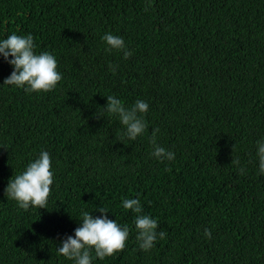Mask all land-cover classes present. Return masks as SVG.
<instances>
[{
  "label": "trees",
  "instance_id": "trees-1",
  "mask_svg": "<svg viewBox=\"0 0 264 264\" xmlns=\"http://www.w3.org/2000/svg\"><path fill=\"white\" fill-rule=\"evenodd\" d=\"M13 33L54 55L62 79L40 93L2 85L0 56V264H74L57 248L99 208L130 233L92 264H264V0H0V40ZM106 33L133 55L106 52ZM109 95L148 103L135 141L103 108ZM155 128L174 160L151 155ZM41 151L47 209L24 211L4 190ZM136 198L166 232L147 252L122 206Z\"/></svg>",
  "mask_w": 264,
  "mask_h": 264
},
{
  "label": "clouds",
  "instance_id": "clouds-1",
  "mask_svg": "<svg viewBox=\"0 0 264 264\" xmlns=\"http://www.w3.org/2000/svg\"><path fill=\"white\" fill-rule=\"evenodd\" d=\"M145 10L147 11V8ZM101 39L106 45V52L113 50L121 52L125 60L133 55V52L126 48L122 37L106 33ZM35 47L31 34L21 36L13 33L0 40V56L12 67L11 74L4 79L2 85L21 88L25 93L49 92L55 89L62 79V74L57 71L56 57L49 52L37 54L34 51ZM116 68L117 65H109L113 73ZM106 100L107 103L103 108L109 115L118 116L120 124L125 129L123 136L130 141H135L145 132L147 124L143 117L149 109L147 102L137 100L131 108H126L121 100L113 95L107 96ZM158 132V128L153 129L149 138L153 147L151 155L161 162L174 160L175 153L166 151L164 147L157 144ZM256 143V154L259 160L258 175H264V140ZM231 162L239 164V160ZM51 168L49 153L41 151L38 158L29 162L22 173L9 179L4 195L24 211L30 208L47 209L54 179ZM239 171L243 175L245 170L241 168ZM122 206L125 211L131 210L136 214L133 224L140 250L147 252L155 246L158 238L162 240L166 237L165 231H157L159 228L157 219L143 214L139 198L124 199ZM97 211L101 213V216L94 218L91 213L81 210L80 226L74 229L73 235L61 241L57 248L59 256L74 261V264H92L93 252L95 257L104 260L124 250L129 238V226H121L115 220L108 219L104 215L108 213L107 209L99 208ZM204 236L211 239V230L206 228Z\"/></svg>",
  "mask_w": 264,
  "mask_h": 264
},
{
  "label": "bare ground",
  "instance_id": "bare-ground-1",
  "mask_svg": "<svg viewBox=\"0 0 264 264\" xmlns=\"http://www.w3.org/2000/svg\"><path fill=\"white\" fill-rule=\"evenodd\" d=\"M251 117H252V115H251ZM258 118H259V117H258ZM259 124H261V123H259ZM184 135H185V134H184ZM248 145H249V144H248ZM248 145H247V146H248ZM246 150H247V149H246ZM244 155H245V154H244ZM250 161H251V160H250ZM58 202H59V201H58Z\"/></svg>",
  "mask_w": 264,
  "mask_h": 264
}]
</instances>
